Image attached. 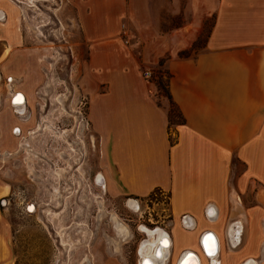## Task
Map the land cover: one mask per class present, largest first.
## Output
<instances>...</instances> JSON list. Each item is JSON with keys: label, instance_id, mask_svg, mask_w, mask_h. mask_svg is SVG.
<instances>
[{"label": "crops", "instance_id": "1", "mask_svg": "<svg viewBox=\"0 0 264 264\" xmlns=\"http://www.w3.org/2000/svg\"><path fill=\"white\" fill-rule=\"evenodd\" d=\"M65 1L86 43V121L115 189L166 195L177 258L191 251L203 261L211 233L218 264H264V0ZM16 8L0 0V150L20 133L37 83ZM166 12L186 22L159 32ZM156 67L182 120L170 129L172 145L167 101L154 98ZM6 235L0 214V264H12Z\"/></svg>", "mask_w": 264, "mask_h": 264}, {"label": "rangeland", "instance_id": "2", "mask_svg": "<svg viewBox=\"0 0 264 264\" xmlns=\"http://www.w3.org/2000/svg\"><path fill=\"white\" fill-rule=\"evenodd\" d=\"M5 1L17 6L21 47L37 76L20 114V133L0 150V214L10 262L139 264L146 239L141 228L168 234L167 198L159 191L130 197L113 185L85 117L79 81L87 51L74 11L65 0ZM160 15L158 30L166 34L187 19ZM155 73L154 98L165 103L166 76L160 67ZM176 258L169 251L165 264H177ZM202 264L211 261L205 257Z\"/></svg>", "mask_w": 264, "mask_h": 264}, {"label": "bare ground", "instance_id": "3", "mask_svg": "<svg viewBox=\"0 0 264 264\" xmlns=\"http://www.w3.org/2000/svg\"><path fill=\"white\" fill-rule=\"evenodd\" d=\"M131 207L135 209L134 205ZM141 230L145 234L146 239L139 247V264H165L169 257L170 249L166 233L160 228L149 230L142 227ZM203 244V250L207 259L211 260V264H218L216 261L218 244L215 236L210 233L204 239ZM177 264H202V262L197 254L188 251L179 258Z\"/></svg>", "mask_w": 264, "mask_h": 264}, {"label": "trees", "instance_id": "4", "mask_svg": "<svg viewBox=\"0 0 264 264\" xmlns=\"http://www.w3.org/2000/svg\"><path fill=\"white\" fill-rule=\"evenodd\" d=\"M156 87H159V85H157ZM162 92H163V90H162ZM164 93H165V99L168 103V112H167L168 140H169V144L172 145L174 143V141L171 138L170 129L172 126L180 124L182 122V120H181L180 116L178 115V113L176 112L173 104L170 102L169 96H168L167 91H166V87H164Z\"/></svg>", "mask_w": 264, "mask_h": 264}, {"label": "built area", "instance_id": "5", "mask_svg": "<svg viewBox=\"0 0 264 264\" xmlns=\"http://www.w3.org/2000/svg\"><path fill=\"white\" fill-rule=\"evenodd\" d=\"M121 36L124 38V41H123V43L124 44H127V34H126V32H125V29L123 28V27H121ZM141 78L142 79H144V80H151L152 79V76H151V72L150 71H148V70H143L142 72H141Z\"/></svg>", "mask_w": 264, "mask_h": 264}, {"label": "water", "instance_id": "6", "mask_svg": "<svg viewBox=\"0 0 264 264\" xmlns=\"http://www.w3.org/2000/svg\"><path fill=\"white\" fill-rule=\"evenodd\" d=\"M3 204H4V201H3V200H1V201H0V206H1V205H3Z\"/></svg>", "mask_w": 264, "mask_h": 264}, {"label": "flooded vegetation", "instance_id": "7", "mask_svg": "<svg viewBox=\"0 0 264 264\" xmlns=\"http://www.w3.org/2000/svg\"><path fill=\"white\" fill-rule=\"evenodd\" d=\"M18 97L16 98V101H17ZM146 264V263H145Z\"/></svg>", "mask_w": 264, "mask_h": 264}]
</instances>
